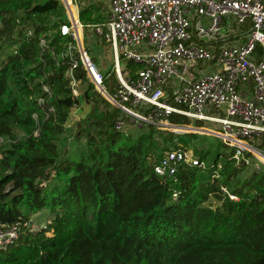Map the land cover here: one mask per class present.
I'll return each instance as SVG.
<instances>
[{
  "label": "trees",
  "instance_id": "16d2710c",
  "mask_svg": "<svg viewBox=\"0 0 264 264\" xmlns=\"http://www.w3.org/2000/svg\"><path fill=\"white\" fill-rule=\"evenodd\" d=\"M86 1L84 29L105 23L106 7ZM68 22L58 0H0V185L11 184L0 191V224L50 214L46 228L0 253V264H264V171L242 181L249 167L235 166L234 150L219 138L206 146V136L132 122L81 63L74 96L62 58ZM126 63L131 72L142 67ZM94 64L113 95L116 75ZM40 98L54 110L45 112ZM82 105L89 113L69 125ZM168 120L194 126L179 114ZM178 148L208 168L182 165L175 177H159L156 163Z\"/></svg>",
  "mask_w": 264,
  "mask_h": 264
},
{
  "label": "built area",
  "instance_id": "2783aa9c",
  "mask_svg": "<svg viewBox=\"0 0 264 264\" xmlns=\"http://www.w3.org/2000/svg\"><path fill=\"white\" fill-rule=\"evenodd\" d=\"M58 1L69 21L60 31L71 38L62 58L72 68L74 96L81 95L82 82L72 72L81 63L96 89L132 122L161 129L171 127L169 116L179 114L218 125L222 130L208 131L234 150L235 166L260 169L255 160L264 164V0H109L108 20L89 28L110 45L119 83L113 95L83 39L77 0ZM41 46L48 47L45 40ZM122 61L142 67L131 72ZM44 91L51 96L46 86ZM38 104L45 112L54 110L45 98ZM116 127L121 130L124 123ZM182 165L209 166L178 148L166 151L154 170L169 179ZM46 224L31 218L0 224V253Z\"/></svg>",
  "mask_w": 264,
  "mask_h": 264
},
{
  "label": "rangeland",
  "instance_id": "374dc122",
  "mask_svg": "<svg viewBox=\"0 0 264 264\" xmlns=\"http://www.w3.org/2000/svg\"><path fill=\"white\" fill-rule=\"evenodd\" d=\"M81 1L82 0H77V3L80 4ZM90 1L93 3H98V4L101 3L105 7H108V2L106 0H90ZM83 34H84L83 39H85V44H86L87 48L89 49V54H90L91 59L94 62L101 65L102 68L104 67L103 69H104L105 73H107V72L113 73L114 61H113V55H112L109 43L104 42L103 38H101L99 35H97L92 29H88V28L84 29ZM126 66H127V63L122 61V67L125 69ZM89 111H90V108L85 107L83 105L79 108L74 109L72 111V121L69 123V125H72L74 122H76V121L78 122L80 119L85 118L87 116V114L89 113ZM191 123L194 126H190V127L194 128V129L196 128L195 125H201V126H204L205 127L204 129H206V130H222L218 125H213L209 122H197V121L191 120ZM204 129L202 131L201 130L198 131L197 133L191 132L189 134H198L201 136L208 137V140L204 143V145L208 146V145L212 144L214 142V139H216L217 137H215L211 133L205 131ZM130 130H131V128L129 126H126L124 129V131H126L127 133ZM161 130H163V131L164 130L174 131V129L171 127H163V128H161ZM178 133L179 134H185V133H180V132H178ZM189 151L195 155V153L192 149H190ZM0 157H1V155H0ZM255 163H257L260 166V169L258 171H264V164L263 163L259 162L258 160H255ZM253 171H255L254 168H249L247 171H245L243 174L240 175V179L242 181L245 179H248L249 177H251ZM10 186H11V184H7L4 187H2V185H0V191L7 190ZM49 215L50 214L47 211H43L41 214H38L36 216L32 215L30 218L33 219L36 224L40 225L41 223H46L48 221V219L50 218Z\"/></svg>",
  "mask_w": 264,
  "mask_h": 264
},
{
  "label": "water",
  "instance_id": "95a60500",
  "mask_svg": "<svg viewBox=\"0 0 264 264\" xmlns=\"http://www.w3.org/2000/svg\"><path fill=\"white\" fill-rule=\"evenodd\" d=\"M171 128L174 129L173 132H180V133H197L199 131V129H192L190 126H183V125H172ZM190 130V131H189ZM194 130V131H191ZM209 132V131H207ZM210 133V132H209Z\"/></svg>",
  "mask_w": 264,
  "mask_h": 264
},
{
  "label": "crops",
  "instance_id": "0c3cea01",
  "mask_svg": "<svg viewBox=\"0 0 264 264\" xmlns=\"http://www.w3.org/2000/svg\"><path fill=\"white\" fill-rule=\"evenodd\" d=\"M85 1V3L87 2L86 0H84ZM107 2H108V7H106V9H105V15L107 16V20H108V13H109V0H106ZM84 3V2H83ZM79 6H81L80 4H79ZM79 18H80V13H79ZM127 68V67H126ZM128 69V68H127Z\"/></svg>",
  "mask_w": 264,
  "mask_h": 264
},
{
  "label": "bare ground",
  "instance_id": "6f19581e",
  "mask_svg": "<svg viewBox=\"0 0 264 264\" xmlns=\"http://www.w3.org/2000/svg\"><path fill=\"white\" fill-rule=\"evenodd\" d=\"M74 15H75V12H74ZM75 17H76V15H75ZM205 131H208V130H206V129H204ZM263 159H264V156H262V155H260Z\"/></svg>",
  "mask_w": 264,
  "mask_h": 264
}]
</instances>
